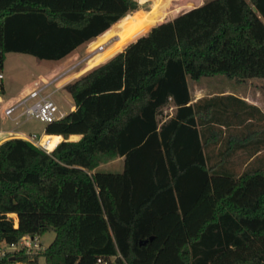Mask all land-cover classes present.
Here are the masks:
<instances>
[{
  "label": "trees",
  "instance_id": "1",
  "mask_svg": "<svg viewBox=\"0 0 264 264\" xmlns=\"http://www.w3.org/2000/svg\"><path fill=\"white\" fill-rule=\"evenodd\" d=\"M182 2L196 6L161 0L145 35L68 85L76 109L44 128L65 139L54 150L0 145V245L56 233L18 260L264 264V114L233 95L191 104L188 85L264 79V0H212L168 21ZM136 10L134 0H0V72L11 53L64 62ZM118 157L121 173L96 171Z\"/></svg>",
  "mask_w": 264,
  "mask_h": 264
},
{
  "label": "rangeland",
  "instance_id": "2",
  "mask_svg": "<svg viewBox=\"0 0 264 264\" xmlns=\"http://www.w3.org/2000/svg\"><path fill=\"white\" fill-rule=\"evenodd\" d=\"M161 0H139L138 10L135 11L132 15L125 17L121 23L124 24L123 28H116L115 32H118L121 35V39L125 44H128L132 41L137 40L141 36L147 33V29L150 25L154 24L155 21L152 19L151 14L155 8L159 5ZM205 2H209L212 0H203ZM183 8L178 9L176 11H172L166 15L168 21L173 20L179 15L185 13V11L189 10L186 7V2H182ZM167 21V22H168ZM115 32H112L110 35L101 40L100 43H104L108 37L112 36ZM111 48V47H109ZM126 47L122 50L120 48L113 55L107 57L103 62L107 61L109 58L114 57V55L123 52ZM122 50V51H121ZM82 55L76 54L75 56L68 59L64 62L60 67L53 71V65L48 61H40L37 58L30 55L23 54H15L11 53L6 55L5 63H4V93L0 92V107L3 106L2 102L5 101L9 96L13 95L15 92L19 91L21 87L25 86L28 83L33 81L36 82L37 85H34L33 90L43 89L46 85H49L50 82L56 80L60 77L68 68L77 63ZM102 62V63H103ZM101 63V64H102ZM101 64L95 65L91 67L88 73L100 66ZM85 65H82L78 71L82 70ZM74 73V72H73ZM66 76L61 78L58 82L53 84L48 92H54V99L58 103L60 109L64 112H68L73 110L75 107V102L73 98L70 96L68 91V85L62 87L61 90H58L63 83L70 77ZM189 89L192 94H195L196 88H204L206 93H221L223 90L236 91L238 93H248L252 95L256 102H259L264 107V79H252L248 82L237 85L234 81H231L225 76H216V77H204L199 81H193L191 79L188 80ZM32 90V91H33ZM31 92V91H30ZM173 114L172 108H166L164 110L163 118L166 119ZM45 126L37 121H20L16 124L9 120H3L0 118V128H4L5 131L15 130V128L23 130L25 133H37L38 136L41 135L40 131ZM7 133V132H6ZM217 153V151H216ZM243 157L240 159L236 158L234 161V169L237 174L242 173L246 166L242 162ZM244 160V159H243ZM241 162V163H240ZM124 169V159L123 158H115V159H105L102 161L100 166L97 168V172L103 173H121ZM12 218L16 219V215H11ZM56 233L49 232L44 236H41V242L44 249H47L55 240ZM37 264H46L45 258L41 256Z\"/></svg>",
  "mask_w": 264,
  "mask_h": 264
},
{
  "label": "built area",
  "instance_id": "3",
  "mask_svg": "<svg viewBox=\"0 0 264 264\" xmlns=\"http://www.w3.org/2000/svg\"><path fill=\"white\" fill-rule=\"evenodd\" d=\"M5 79L3 71L0 72V86L3 85ZM68 112L60 109L58 103L54 99L53 94L47 93L46 90L36 89L31 91L24 100L14 104L13 106L3 109V115L6 119L14 122L20 121H37L42 124H50L65 117ZM46 136H38L37 134L24 135V140L32 143L33 145L47 150L43 139ZM16 227L18 222L15 219ZM43 248L40 236L27 235L24 236L19 242L16 243H3L0 245V264H29L28 260H18L17 257L24 255L34 260L36 255L43 253ZM98 264H108L102 259L98 260Z\"/></svg>",
  "mask_w": 264,
  "mask_h": 264
},
{
  "label": "crops",
  "instance_id": "4",
  "mask_svg": "<svg viewBox=\"0 0 264 264\" xmlns=\"http://www.w3.org/2000/svg\"><path fill=\"white\" fill-rule=\"evenodd\" d=\"M193 1L196 3V6L193 7V8H189V10L194 9V8H197V7L201 6L204 3L203 0H193ZM189 10H187V11H189ZM187 11H185V12H187ZM124 24L120 23V25L117 26L116 28H123L124 27ZM115 29L113 31L105 34V35L103 34L98 39L93 40L90 43L84 45L82 48H80L79 50H77L72 56H70L68 58V59H70L71 57L75 56L76 54H81L82 55L77 63H75L74 65H72L70 68H68L62 74V75H64V74L67 73L64 77L69 76V75H71V76L63 83V85L58 90H61L62 87H64L65 85H70L71 83L75 82L76 80H78L79 78H81L82 76H84V75L87 74V73L85 74V72L88 71L91 68V66L95 62V59H88V60H86L85 63L82 64V65H85V66L80 71H78L77 69H79L82 65L79 66L78 68L74 69V70H72V69L75 66H77L80 62H82L83 60H85L87 58V56H88L89 53L96 51L101 45H103L107 40H109L113 36L119 35L121 37V35L118 32H115ZM112 32H115V33L112 36L108 37L107 40L104 43H100L102 39H104L105 37H107L108 35H110ZM111 58H109V59H111ZM68 59H66L64 62H66ZM107 61H105V62H107ZM64 62H61L59 64H54V63H51L50 62V64L53 65V67H52L53 68V71L55 69H57L58 67H60ZM102 62H100L99 64H101ZM105 62H103V63H105ZM70 70H72V71L70 72ZM62 75H60V76H62ZM37 81H38V79H37ZM37 81L35 80V81L31 82V83L26 84L25 86L21 87V89L19 91L15 92L13 95L9 96L5 101H3L2 102V105L3 106L0 107V118H2L3 120H6V118L3 115V109L4 108H7V107H10V106H13L14 104H17L18 102L24 100L26 98V96L30 93V91L33 90L32 87H34V85H36V82ZM3 88H4V82H3ZM190 94H191V104H195V103H197L199 100H201L203 98H212V97H215V96H228V95H233V96H235V97H237V98L245 101L248 105L255 106V107L259 108L261 110V112L264 114V107L259 102H256L254 100V98L252 97V95H250L248 93H245V92L238 93L236 91H229V90L226 89V90L221 91V93H206L204 91V88L197 87L196 88V91H195V94L193 95L192 92H191V90H190ZM70 96H71V94H70ZM169 108H172V107H169ZM75 109H76V104H75V107L73 108V110L68 111V113L74 111ZM255 115L258 118L260 117L258 115V113H255ZM7 120H9V119H7ZM9 121H11V120H9ZM11 122H13L16 125L18 123V122H14V121H11ZM23 122H26V121H23ZM247 122H252V120L249 119V121H247ZM44 128H45V126L41 129V131H40L41 135L40 136L45 135ZM235 129L236 130H240L241 127H235L234 130ZM260 131H261V129H260ZM226 133H227V131L225 132V134ZM29 134H37V133L33 132V133H28L27 134L23 130H20V129H17V128H15V130L13 129V130H10V131H5L4 128H0V145L2 143H4L5 141H7L9 139H12V138H22V139H24V135H29ZM80 139H81V136H78V135H72V136H70L68 138L69 141H79ZM64 140H65L64 137H62V140L60 142H62Z\"/></svg>",
  "mask_w": 264,
  "mask_h": 264
},
{
  "label": "bare ground",
  "instance_id": "5",
  "mask_svg": "<svg viewBox=\"0 0 264 264\" xmlns=\"http://www.w3.org/2000/svg\"><path fill=\"white\" fill-rule=\"evenodd\" d=\"M135 2L139 3V0H134ZM125 45V43L122 41L121 37L119 35H115L109 40H107L103 45H101L96 51L91 52L88 54L87 58L80 62L77 66H75L72 70L78 68L82 64L85 63L88 59H95L94 64L91 67H94L95 65H98L100 62L104 61L107 57L110 55H113L115 52H117L120 48H122ZM111 47V48H109ZM70 70V72L72 71ZM67 74V73H66ZM66 74L60 76L56 80H54L49 85H46L45 88L47 93L53 94V92H48L49 88L58 82L61 78H63ZM37 85V84H36ZM62 140L61 136L53 135V136H46L43 139V143H45L47 150L52 151L56 148V146L59 144V142Z\"/></svg>",
  "mask_w": 264,
  "mask_h": 264
}]
</instances>
